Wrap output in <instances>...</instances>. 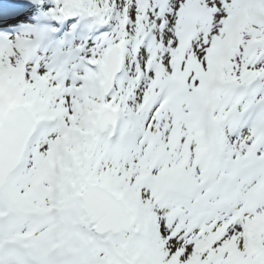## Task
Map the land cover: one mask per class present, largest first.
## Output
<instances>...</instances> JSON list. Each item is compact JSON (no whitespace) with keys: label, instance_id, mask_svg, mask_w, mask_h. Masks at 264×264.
I'll return each mask as SVG.
<instances>
[{"label":"snow or ice","instance_id":"6c2138e0","mask_svg":"<svg viewBox=\"0 0 264 264\" xmlns=\"http://www.w3.org/2000/svg\"><path fill=\"white\" fill-rule=\"evenodd\" d=\"M0 264H264V0H0Z\"/></svg>","mask_w":264,"mask_h":264}]
</instances>
